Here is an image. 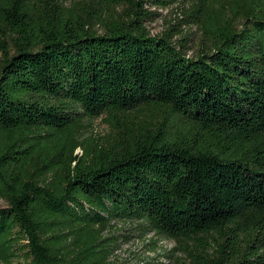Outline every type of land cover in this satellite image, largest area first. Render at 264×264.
Returning a JSON list of instances; mask_svg holds the SVG:
<instances>
[{"label":"trees","instance_id":"16d2710c","mask_svg":"<svg viewBox=\"0 0 264 264\" xmlns=\"http://www.w3.org/2000/svg\"><path fill=\"white\" fill-rule=\"evenodd\" d=\"M185 1L0 0V264H113L118 223L264 264V0H188L192 55L147 26Z\"/></svg>","mask_w":264,"mask_h":264},{"label":"rangeland","instance_id":"374dc122","mask_svg":"<svg viewBox=\"0 0 264 264\" xmlns=\"http://www.w3.org/2000/svg\"><path fill=\"white\" fill-rule=\"evenodd\" d=\"M63 1L69 2V0ZM189 4L188 0L164 8L147 4L150 10H156L159 13L154 20L147 23V26L152 35H160L166 32L171 25H175L170 31L173 39L176 41L179 39L180 42L185 41L188 55H192L201 49L204 36L196 25H188L182 20L183 7ZM105 118V115H100L91 119L86 134L106 133L109 127ZM76 152L80 153V148H77ZM4 206H6V201L0 197V207ZM105 235L117 241V248L113 253L115 257L112 258L113 264H136L141 261L144 264H191L192 258L197 253L195 242L177 243L171 239L158 238L150 231L142 235L134 224L118 223Z\"/></svg>","mask_w":264,"mask_h":264}]
</instances>
